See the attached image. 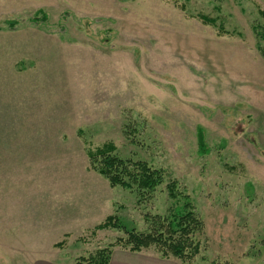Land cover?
<instances>
[{
	"label": "rangeland",
	"instance_id": "374dc122",
	"mask_svg": "<svg viewBox=\"0 0 264 264\" xmlns=\"http://www.w3.org/2000/svg\"><path fill=\"white\" fill-rule=\"evenodd\" d=\"M105 143L189 196V264H264V0H0V264L128 255L95 227L167 214V182L141 201L90 169Z\"/></svg>",
	"mask_w": 264,
	"mask_h": 264
},
{
	"label": "trees",
	"instance_id": "16d2710c",
	"mask_svg": "<svg viewBox=\"0 0 264 264\" xmlns=\"http://www.w3.org/2000/svg\"><path fill=\"white\" fill-rule=\"evenodd\" d=\"M197 18L203 24L214 25V20L208 17L201 15ZM198 139L199 148L204 149L200 132ZM114 149L112 143H105L94 151H88L90 169L105 178L110 187L133 190L141 201L153 198L156 189L167 182L165 191L171 207L163 217L146 215L145 232L125 229L115 216L108 217L94 230L122 231L124 237L117 239L116 244L131 253L154 248L163 259L173 257L189 264L200 253L197 237L203 232V223L189 196L179 190L176 181L167 180L163 171L152 169L144 162L121 159L113 154ZM111 256L110 249H103L79 264H109Z\"/></svg>",
	"mask_w": 264,
	"mask_h": 264
},
{
	"label": "crops",
	"instance_id": "0c3cea01",
	"mask_svg": "<svg viewBox=\"0 0 264 264\" xmlns=\"http://www.w3.org/2000/svg\"><path fill=\"white\" fill-rule=\"evenodd\" d=\"M109 264H165L164 261L145 257L140 253H128L114 256L112 254Z\"/></svg>",
	"mask_w": 264,
	"mask_h": 264
}]
</instances>
